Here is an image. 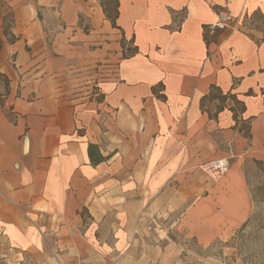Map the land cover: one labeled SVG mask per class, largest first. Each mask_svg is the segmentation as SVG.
<instances>
[{
  "label": "crops",
  "instance_id": "0c3cea01",
  "mask_svg": "<svg viewBox=\"0 0 264 264\" xmlns=\"http://www.w3.org/2000/svg\"><path fill=\"white\" fill-rule=\"evenodd\" d=\"M3 1L15 38L0 27L11 248L35 264H149L162 253L145 236L150 216L181 212L211 241L235 195L243 225L244 164L264 173V0H117L115 26L98 0ZM221 10L232 28L204 37ZM222 159L224 182L206 183L201 167Z\"/></svg>",
  "mask_w": 264,
  "mask_h": 264
},
{
  "label": "rangeland",
  "instance_id": "374dc122",
  "mask_svg": "<svg viewBox=\"0 0 264 264\" xmlns=\"http://www.w3.org/2000/svg\"><path fill=\"white\" fill-rule=\"evenodd\" d=\"M101 2H108L109 6H112L111 0ZM10 13L11 8L6 2L0 4V27L3 25V19H9ZM243 171L250 192V223L246 228L242 230L236 222V216L240 213L235 212V205L242 201L237 195L226 198L224 208L227 210L225 218L228 219L214 229L218 234L211 241L209 238L200 241L196 237L194 224L188 220L181 222V212L161 216L156 213L150 216L145 236L162 239L157 244L161 246L162 253L149 264H264V173L260 164L249 162L244 164ZM201 173L204 181L210 185H220L227 174L226 172L214 181L204 172ZM211 199L208 198L209 203ZM213 200L215 201L214 197ZM232 217L233 221H230L229 218ZM51 263L55 264L54 260H51ZM0 264L35 263L25 256L23 251L11 248L2 238L0 231Z\"/></svg>",
  "mask_w": 264,
  "mask_h": 264
},
{
  "label": "trees",
  "instance_id": "16d2710c",
  "mask_svg": "<svg viewBox=\"0 0 264 264\" xmlns=\"http://www.w3.org/2000/svg\"><path fill=\"white\" fill-rule=\"evenodd\" d=\"M100 2V5H101V8H102V11L106 17V19H108L112 26H115V20L117 18V15H118V11H117V6H118V3H117V0H111V4L112 6L110 7L109 6V3H102L101 0H98ZM5 3L3 0H0V4H3ZM8 20L6 19H3V25H2V30H3V34L4 36L7 38V41L8 42H14L15 41V38L10 35L9 33V29L11 28V25H12V14L10 13L9 16H8ZM207 36V34L204 33V37ZM125 46V45H124ZM123 46V48H124ZM1 48H2V41L0 40V51H1ZM131 51V54H132V49H130ZM0 106L3 105V100L8 96L9 94V80L8 78L0 73ZM96 150V147L93 146V145H90L88 147V155H89V158H90V161L92 164H98L99 162H101L103 160V158L98 154H96V157L94 158L93 154H94V151ZM250 223V217L243 223V225L240 227L242 230L244 228H246L248 226V224Z\"/></svg>",
  "mask_w": 264,
  "mask_h": 264
},
{
  "label": "built area",
  "instance_id": "2783aa9c",
  "mask_svg": "<svg viewBox=\"0 0 264 264\" xmlns=\"http://www.w3.org/2000/svg\"><path fill=\"white\" fill-rule=\"evenodd\" d=\"M234 24V19L232 16L225 10H221L217 13L216 19L214 22L206 25L204 27V33L207 35H213L217 31H223L231 29ZM130 49H132L130 44H125L123 48V55L128 56L131 54ZM202 171L212 180L221 178L229 168V162L227 159L212 161L207 164H204Z\"/></svg>",
  "mask_w": 264,
  "mask_h": 264
}]
</instances>
